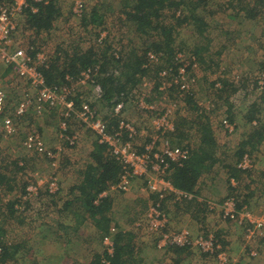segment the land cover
Returning a JSON list of instances; mask_svg holds the SVG:
<instances>
[{
	"label": "rangeland",
	"instance_id": "obj_1",
	"mask_svg": "<svg viewBox=\"0 0 264 264\" xmlns=\"http://www.w3.org/2000/svg\"><path fill=\"white\" fill-rule=\"evenodd\" d=\"M57 1H59L64 16L54 23V28L47 34L46 40L48 42L44 49L50 55L53 54V48L57 47L60 51H67L68 49L73 51L78 45V38L71 39L69 35L76 37L81 34L84 35V39L80 40L82 47L95 46V34L93 30L99 32L103 27L92 29L93 27L89 26L84 28L82 27L81 18L79 20L73 18L74 2L77 0ZM81 1L85 4V9L83 8L84 10L81 14L89 16L88 13L96 8L99 15L105 17L107 23H105L106 26L104 27L108 31L107 40L113 48H118L120 44H127L131 38V30L124 26L123 19H125V16L122 14V7L130 0ZM208 1L209 4L205 7L204 13L198 10L202 16L204 15L209 19L208 32L204 33L203 36L198 35L193 25L186 24L177 28L173 35L175 45H181L185 51L194 50L198 46H205L208 40L211 39L210 41L213 42L211 49L213 53L209 52V55H211L215 62L214 64L218 65L212 67V69L198 67L195 71L188 73L189 80H191L190 87L185 92L181 91V95L177 93L178 98H175V92L171 93L169 97L164 95V91H160V89L155 91L154 88L150 92L149 86L144 88L141 85V88L136 91V96L134 95L137 98L136 103L131 102L132 98L124 102L121 116L136 131V136L133 139L136 145H133L132 142L135 151V149L142 146L146 137L154 135L158 124L157 120L163 119L160 117H165L164 115H166V119L164 120L168 125L172 126L174 131L182 121H185V123L194 121L198 115L205 113L204 117L214 133L217 148H219L215 153L218 161L210 169V174L205 175L206 178L204 176L201 177V179L205 178L206 185H211L207 188L212 192V197L206 196L205 199L212 203L225 198L229 192L225 184L228 178L226 172L230 171L229 166L237 159L238 149L236 147L246 139L244 135L250 127V124L246 123L248 115L259 113L261 122H264V93L259 92L251 83L261 66L264 65V8L261 9L262 6L259 8L261 13H259L258 19L256 18L257 20H246L242 12L238 10L239 5L237 3L242 1L240 5L242 6L244 3H249L250 0H234L231 6H229V0ZM227 3V8L220 9L222 5H226ZM208 11H215V13L210 15L207 13ZM81 28L84 29V33ZM63 32L68 33V39L62 38ZM23 41L24 35L15 37L14 44L10 46V50L24 46ZM219 51L220 53L223 52L219 53L220 56L218 57L219 54L217 55V53ZM60 61L62 63V60ZM5 73V69L0 73V87L7 90V103H10L13 108L19 103L22 91L30 89H28L27 82L25 83L23 80L19 81L18 78L9 79L8 75H2ZM153 77H147L145 82L153 85L155 82ZM220 80L228 81L229 84H233L236 88L239 87L237 93L232 95L226 102H224L225 97L220 100L215 97L214 88L220 87L218 84ZM245 82L246 87L241 89L240 85ZM76 93L82 94L80 96L82 100L80 99V101L85 102L91 99L92 93L90 88L78 87L76 88ZM159 93L161 95H158ZM184 93L193 95L194 105L193 103L191 105L196 107L195 110H192L191 106L183 100ZM98 101L97 99H93L91 103H97L98 117L103 118L107 115L109 108L106 107L104 102ZM230 106V112L235 120V124L231 123L230 125L232 131L225 129L222 125V121L227 117L225 111ZM60 116L62 117L61 110L59 109L46 110L40 117L30 110L24 117L15 121L16 128L18 129L17 133L4 136L0 132V175L5 177L4 184H0V242L11 246L15 244L24 245L26 241H29V244L25 246L26 249H20L18 253L14 251L16 254L14 259L19 260L15 263L8 262L7 264H39L36 261L38 257L33 259V255L38 254L36 249L39 247L47 253L44 256L43 264H75L72 263L74 258L66 257V249L64 248L67 245L75 244L76 239H80L78 243L80 242L82 246H87V250H90L87 255L95 251V249H101L97 242L98 232L92 227L93 223L91 220H86V230L73 232L71 227H74L77 222L73 223L74 218L72 219L68 213H62L63 201L65 202L70 194L69 190L72 186L70 183L73 182L74 184L75 180L71 169L74 167L76 170L77 168L74 165H79L81 162L87 163L85 162L87 155L92 150L91 145L95 142L96 138L92 131L83 127L78 121L76 122V119L69 120L68 124L70 125L71 123L72 127L70 133H73L76 140H74V145L70 148L65 147L64 142H61L59 134L60 126L63 122V120H60ZM30 131H40L46 150L52 151L55 155L54 158L56 157L58 160L68 159L69 165L63 166V162H58V164L51 162L49 164L46 158L27 151L22 144L27 137L26 135H28L27 133ZM196 131L195 125L190 123L189 129L184 135V143L188 142L194 148L199 143V134ZM169 136L170 138L172 137L171 135ZM161 143H164V140ZM249 154L251 155L250 158L254 167L251 172L244 174L243 179L241 178V182H239L234 194L239 198L240 203H242V200H246L248 212H250L254 219L262 221V224H264V142ZM227 155H230V158ZM57 179L62 188L60 201L57 199L51 200L48 197H40L37 194L39 190L43 193L42 189L45 190L47 185L50 187V184L56 183ZM29 185L35 186L37 191L31 196H26V200L24 201L22 197L25 195L20 199L22 195L20 193L26 194V188ZM142 185L144 186V179L138 180L131 187L138 192ZM10 188H14V190L10 191ZM112 193H117V191H111L110 194ZM203 193H206L204 189ZM110 194H108L109 197ZM13 201H18L19 204L13 207L11 215L6 204ZM23 203L24 205L28 203L26 206H28L29 211L26 212L24 210ZM206 209L208 210V206ZM143 211L144 208L139 213L137 212L138 215L132 216L134 218L130 217L127 222H122L120 218H113L111 222L114 225L121 224L131 227ZM39 214L40 216H38ZM189 220L196 222V224L193 223L196 226L195 231L193 230L194 233L192 232L194 235L189 232L192 239L212 236L214 231H220L222 239L229 244L225 248L226 255L230 261L229 264H238V260L242 262L252 260L247 252L248 248H246L242 241L243 239L239 236L240 234L237 233L239 232L237 227L235 228L230 223H223L219 220L218 212L206 213L204 219L202 218L200 222L194 216ZM40 225L44 226L39 229ZM56 227L57 230H55ZM182 230L186 229H179L178 232ZM225 235L229 237V240ZM54 243L61 248L46 247L50 244L54 246ZM231 243L233 244L231 245ZM247 245L251 247L249 252L254 251L257 254L255 264H264V247L261 246L257 239ZM260 246L262 249L257 248ZM235 247L240 253L237 252L238 257L233 256L234 252L232 248ZM155 248H157L156 244ZM26 251H28V254H26ZM30 251L33 254L32 258L29 254ZM156 254L157 257L154 256L157 258L158 264H171L173 256L171 253L160 251L156 252ZM189 256L183 264H197L202 257L207 264H219L216 257L203 256L198 250L191 252ZM245 262L242 264H247Z\"/></svg>",
	"mask_w": 264,
	"mask_h": 264
},
{
	"label": "trees",
	"instance_id": "obj_2",
	"mask_svg": "<svg viewBox=\"0 0 264 264\" xmlns=\"http://www.w3.org/2000/svg\"><path fill=\"white\" fill-rule=\"evenodd\" d=\"M229 2V6H231L234 0H229ZM208 4V0H130L125 4V8L122 7V14L125 16V19H123L125 23L124 26L131 30V38L128 40L127 44L122 45L119 43L120 45L118 48H113V46L108 43V31L107 28L104 27L107 22L104 16L99 15L98 9H92L90 13H88L89 16L81 14L78 17L72 14L73 18L77 20H79V18L82 19V27L84 28L89 26L93 27L92 29L103 28L99 32L93 30L95 34V46L93 47H82V42L80 43V40L82 41L84 39V35L81 34L76 37L69 35L71 39L78 38V45L73 51L69 49L67 51H60L58 47L53 48V54L49 59V64L47 63L48 65L46 68L41 71L44 75L43 77L45 78L46 84L50 88L56 90L65 86L68 89L67 96L74 102L73 104L75 108L79 111V105L82 102L80 101V99L82 100L80 96L82 94L76 93V88L79 87L77 86V83L83 73H89L91 84H87L85 87L86 89L90 88L91 90L97 86L100 88L102 97L98 102H104L106 107L109 108L107 115L100 118L104 122L106 130L110 134H115L118 132L119 122L123 120V118L122 116L114 115L112 108L119 102L123 103L131 98V102L135 104L137 98L134 97V95L136 96L137 89L141 88V85L147 77L154 76L155 91H158L160 87L162 88V82L163 80H166L171 83V86L169 88L160 89L164 91V95L170 97L173 92H175V98H178V94L181 95L179 81L177 80V83H174L178 69V66L176 65V57L178 55L189 57L200 68L205 67L207 69H212V67L218 65L214 64L215 62L211 55H209V52L213 53L211 50L213 43L210 41L211 39L208 40L205 46H198L194 48V50L185 51L181 45H175L173 35L177 28L186 24L193 25V28L198 35L203 36L204 33L208 32L209 19L198 12V10H200L204 13L205 7ZM237 4L239 5L238 10L242 12L246 20H257L259 13H261L259 8L261 6V9L264 8V0H250L249 3H244L242 6H240L242 1ZM227 5L228 3L222 5L220 9L227 8ZM35 6L37 8V13L32 14L29 11H26L21 25L22 29L24 26L25 29L31 33L29 37L24 36V41L29 43L27 56L32 60V63H34L33 61H35L38 52L44 53L46 51L44 48L48 42V40H46L47 34L52 28H54V23L64 16L59 1L57 0H41V2L35 3ZM207 13L213 15L215 11H208ZM102 31L107 34L104 39L98 40ZM82 32H85L84 29H82ZM69 37L67 32L62 33L63 39H68ZM219 53L220 51L217 55ZM149 55H154L156 60H150ZM60 60H62V63ZM4 68L11 71L12 67L2 66L0 67V71L2 72ZM163 72H165L166 75L164 79L161 77V73ZM189 73L191 72L189 71ZM258 73H264V65L261 66L254 77V80L251 82L252 86L256 89L260 88V85H257ZM218 84L220 87L214 88L216 94L215 97L218 100L225 97L224 102L237 93V90L239 89V87L236 88L233 84H229L228 81L220 80ZM240 86L241 89H244L246 87V82ZM263 90L264 89L259 92L264 93ZM91 93V99L86 101V104H88L95 116H99L97 103H91L93 99L96 100L93 92ZM158 95L161 94L159 93ZM183 96V100L191 106L192 110H195L196 107L191 105V103H193V95L184 93ZM230 110L231 106L225 111L227 115L225 120L231 125V123L235 124V120L233 119L234 116L231 114ZM204 116L205 113L198 115L194 121L188 123L182 121L173 132L166 133L167 135L163 138V140H167L166 142L168 145L170 143L169 146L180 147L188 152L186 160L180 165L174 162H168L167 180H169L175 189L192 195V198L187 201H195L197 203H200V201L196 199L197 194H199V188H197L198 182L202 176L210 174V169L218 161L215 153L216 150L219 149L217 148L214 133ZM75 119L76 117L72 116L70 120L72 121ZM60 120H63V117L60 116ZM77 121L80 123L79 119H76V122ZM190 123L195 125L197 129L196 132L199 134V143L195 148L189 145L190 143L188 142L184 143V135L189 129ZM246 123L250 124L248 131H246V134L244 135L246 136V139L236 147V149H238L237 159L233 163L234 165L231 164V166H229L230 171L226 172L228 178L225 184L227 185L229 192L225 198L216 202L218 205H221L222 202L228 198H233L238 210L244 206L247 207L246 200H242V203L239 202V198L234 194L236 192V187H232L229 180L238 183L241 182V178L243 179L244 174L249 173V171L243 172L242 170L237 169V164L244 155L251 156L249 153L255 151L257 147L264 142V122H261L259 113L249 114ZM80 124L84 127L82 123ZM71 130L72 127L67 132H64V135L69 138L72 137L73 133H70ZM31 132L32 131L27 134ZM34 132H37L40 137H42L40 131ZM169 135L172 137L170 138ZM126 139L127 135L123 134L122 140ZM67 141V139L61 140V142H64L65 147L70 148ZM126 141H128V139ZM150 141V137H146L142 146L135 149V151L139 153L143 152L144 147L148 145ZM24 142L25 141H23V143ZM132 142L133 145H136L134 144V140ZM91 147L92 150L87 155V160L85 161L87 163L81 162V165H74L77 168L76 170L74 167L71 169V173L74 175L73 178H75V180L69 190V197L71 198L68 197L65 202L63 201L62 213H68L72 219L74 218L77 222V224L71 228L73 232H76L79 227L80 229L86 227V220H91L93 223L92 227L98 232V240H102L105 236H110L107 234H109L111 223L110 234H112L111 238L113 240V253L107 255L106 252L103 251L100 255L95 254L90 264H152L144 263L143 258L136 250L133 231L116 232L119 225L112 224L111 219L108 217L111 209V202L108 198L99 197L102 192L108 190L111 184H115L118 181L121 174L120 163L107 153V147L99 144L97 138ZM32 153L39 157L46 158L49 164H51V162L54 164L63 162V166L69 165V160L66 158L61 161L56 159V157L50 159L46 157L44 153ZM227 157L230 158V155H227ZM4 180L5 177L0 175V184L3 185ZM49 189V185H47L45 190L42 189L43 193L39 190V196L60 201V195H62L61 185H59L58 190L55 193H49ZM13 190L14 188H10V191ZM148 200V206L150 203L156 204L158 202L157 196L152 194H150ZM139 203L140 201L137 204ZM27 204L28 203L25 204V209L28 207L26 206ZM15 205H18V201L6 204L10 214L13 213L12 211ZM160 205L165 212L168 211V209L165 210L161 201ZM175 205L179 206L180 203H176ZM136 207L140 211L143 208L140 204ZM206 208L207 205H205V208L201 206L196 209V214H198L197 219H199V217L204 219L205 214L209 213ZM138 210L133 206V208H131L132 216L138 215ZM38 216H40V214ZM194 216L196 217V215ZM219 220L221 219L219 218ZM221 221L223 223H230V225L236 228V223L235 225L229 220ZM237 229L239 232H242V234L245 231L244 226L241 225L240 227L237 225ZM212 239L214 244L219 245L222 250H225V248H227L226 246L229 245L222 239L220 231H214L212 233ZM257 241L264 247V233L257 238ZM25 244L7 246V244L0 242V264H7L8 262L15 263L19 260L14 259L16 256L15 252L18 253L20 249H26ZM245 246L248 248L247 252L250 255L249 251L251 247L248 245ZM155 249L156 252H160L157 248ZM193 251H196V249L175 248L170 251L166 250L165 252L173 255L171 264H183V262L187 261L186 258L190 257L189 255H191V252ZM26 254H28V251H26ZM204 255L207 257H215V254H203V256ZM156 257L153 255V259L155 260V263L153 264H158ZM250 257L252 259L256 258L251 255ZM38 263L40 264L41 262ZM43 263L44 261L41 264Z\"/></svg>",
	"mask_w": 264,
	"mask_h": 264
},
{
	"label": "built area",
	"instance_id": "obj_3",
	"mask_svg": "<svg viewBox=\"0 0 264 264\" xmlns=\"http://www.w3.org/2000/svg\"><path fill=\"white\" fill-rule=\"evenodd\" d=\"M41 0H0V67L11 66V72L20 80L27 82L30 85L32 93L23 91L22 97L16 107L12 108L10 103H7L6 92L0 87V132L4 136L14 135L17 132L15 120L24 117L30 110H34L37 114L43 112L45 108H59L63 117V122L60 126V139H67L68 145L71 147L74 145L75 136L67 137L64 132L70 130L68 120L70 117L75 116L79 119L80 123L90 131H92L95 137L98 139L99 144L107 147V153L110 154L121 165V174L118 181L115 184H111L107 191L102 192L99 197L105 198L111 191L130 193L132 191L131 185L138 180L144 179V186L139 188V191L149 198L150 194L156 195L158 202L156 204H149L146 213L137 222L133 224V229L136 233L147 234L149 236L156 237V247L159 251L165 252L175 248H189L190 250H198L203 254H215L219 264H229L228 256L225 250H222L219 245H215L212 236L198 237L192 239L190 233L187 230L171 231L168 229L169 218L166 212L162 209L160 201L173 204L180 203L183 200H189L192 195L186 192H181L175 189L169 180L168 175V162H174L180 165L186 160L188 152L180 147L169 146L164 140L166 133L173 132L172 126L168 125L164 120L165 117H160L156 126L154 135L150 137L151 141L144 147L143 152L134 151L132 140L136 136V131L132 125L121 120L118 126V132L110 134L106 130L104 122L95 116L91 111L88 104H82L80 110L77 111L73 101L69 99L68 89L64 88L60 91H53L44 87V80L41 73L38 71V66L41 62H46L51 56L45 51L44 53L38 52L34 63L27 56L28 44L23 41L24 46H19L10 50V46L14 44V38L24 35L27 37L30 34H25L22 29V21L26 11L34 14L37 13L35 3H39ZM84 5L81 0L74 2L73 14L80 16L84 10ZM105 32L100 33L98 40L104 39ZM48 55V56H47ZM150 60H156L154 55H149ZM176 65L178 66L177 75L174 83L179 81L180 91H187L190 87L191 80H189L188 73L193 72L198 68L197 64L189 57L178 55L176 57ZM165 72L161 73V77L165 78ZM90 79L89 73H83L79 84H86ZM258 84L260 88L264 89V73H258ZM151 83L143 82L142 86L149 91L154 89ZM171 83L163 80L162 88H169ZM161 87L159 89H162ZM162 91V90H160ZM100 88L97 86L94 88V93L100 95ZM143 106V104H141ZM33 108V109H32ZM143 108V107H142ZM124 109V102H119L113 109L114 115L121 116ZM9 114V115H7ZM222 125L225 129L232 131V127L227 120L222 121ZM123 134L127 135L126 140L123 139ZM66 136V137H65ZM23 143L24 148L29 152L44 153L46 157L53 159L54 153L49 152L43 145L42 139L37 132L32 131L27 135ZM254 165L250 156L244 155L240 162L237 164V169L243 172H251ZM232 187H238V182L230 180ZM57 183V181H56ZM55 182L50 184L49 193H55L58 190V185ZM37 188L33 185H29L26 188V194H22L20 199L26 200V196L35 194ZM38 194V191H37ZM19 204V203H18ZM25 207L24 203L22 204ZM18 206V207H22ZM209 213L218 212V216L221 220H229L237 225L244 226L243 242L245 245L251 243L264 233V224L262 221L254 219L247 207L244 206L240 210L237 209L236 203L233 198H228L223 201L221 205L216 202L209 203ZM25 210V208H24ZM26 211V210H25ZM27 212V211H26ZM235 224V225H236ZM250 225V226H249ZM249 226V227H248ZM248 227V228H247ZM247 228V229H246ZM243 231V230H242ZM104 251L107 255H111L114 251L113 240L111 236H105L102 240ZM252 257H256V252H250Z\"/></svg>",
	"mask_w": 264,
	"mask_h": 264
},
{
	"label": "crops",
	"instance_id": "obj_4",
	"mask_svg": "<svg viewBox=\"0 0 264 264\" xmlns=\"http://www.w3.org/2000/svg\"><path fill=\"white\" fill-rule=\"evenodd\" d=\"M215 136H216V133H215ZM205 178L204 179H200L199 182H198V185H197L198 186L197 188H199V194H197L196 199L198 201H200V203L199 202L197 203L195 201H187V200L185 201V200H183L182 202H180L179 206L178 205H176V206L174 205L175 207L173 205H170L168 207L167 202L163 203V206H164L165 210L168 209V211H166V214H167V216H169V222H170V224L168 226L169 230H177L178 231L179 229H186L188 232H190L192 235H194L193 234L194 233L193 230L195 231V227L196 226L193 223L196 224V222L194 220H189V219L192 218L194 215H196V217L194 216V218L198 222H200V220H202V219L200 217H199V219H197V215L198 214H196V212H197L196 209L200 208L201 206H203L205 208V205H208L210 203L208 200L205 199V197L206 196L207 197H212L211 196L212 192L209 191L208 188H207V187H209L211 185H206L207 182H206ZM56 181H57V185L59 187V185H60L58 183L59 180L57 179ZM68 183H70V182H68ZM70 184L73 185V182H71ZM70 184H69V186H70ZM203 189L206 191V193H203ZM105 198L106 199L108 198L110 200V202H111V209H110V212L108 214V217L111 220L113 218H117V219L120 218V220L122 222H127L128 221V219L132 216L131 208H133V206H135V208L138 210V208L136 206L139 205L140 203H141L140 205H142L143 208L145 209V211H143L141 213L142 214L141 218H142V216L146 212V208H148L147 206H148V203H149V200H148L149 198H147L144 195V193L142 194L141 191L137 192L135 190H132L130 193L129 192L128 193H123V192L112 193V194H110V197H109V195H107ZM215 198H217V197H215ZM141 200H143V201H141ZM211 200L215 201L214 199H211ZM139 201H140V203L137 204ZM24 208H26V207H24ZM25 210L29 211L28 208L25 209ZM138 211H140V210H138ZM39 220H40V218H39ZM73 223H75V220H74ZM42 226H44V225H40L39 229ZM45 227L47 228V226H45ZM236 227H237V225H236ZM71 228H73V227H71ZM84 229H85V227H82L81 229L79 227L77 231L84 230ZM110 229H111V223H110ZM110 229H109V234H107V235L111 236L112 234H110ZM55 230H57V227L55 228ZM130 230L134 232L133 233V235H134V245H135L136 250L138 251L139 255L143 258L144 263L145 262L146 263H152V264L155 263V260L153 259V255L157 256L156 251H155L156 237L149 236L147 234H136L134 229H131V227H129L127 225H121V224H119L118 228L116 229V232L117 231L127 232V231H130ZM238 234H240L239 236H241V238L243 239L242 232L241 233L238 232ZM77 237H78V234H77ZM226 238L229 240V237H226ZM78 241H80V239H76L75 240V244L67 245L64 248V249H66V257L74 258V260H72V263H75V264H87L88 263V264H90L92 262V260H93L92 259L93 256L95 254H99V255L102 254V250H104V248L102 247V240H98L97 242L99 243V246H100L101 249L100 250L95 249V251H93L89 255H87L90 252V250L88 251L87 250V246H85V245L82 246V244L80 242L78 243ZM28 244H29V241H26L25 245H28ZM83 244H85V243L83 242ZM232 244L233 243H231V245ZM46 247H50V248L51 247H59V245L54 243V246H51V244H50V245H47ZM260 247H257V248H260ZM32 248H33V246H32ZM59 248H61V247H59ZM260 249H262V247ZM36 250H37V253H38L37 255H33L32 251H30L29 254H30L31 258H32V255H33V259H35V257H38L39 259L37 258L36 261L42 263L43 260H44V256H46L47 253H46L45 250L43 251L40 247L38 249H36ZM232 250L234 252V255H233V252H232V255L235 256V257H238V253H239L238 249L235 247V248H232ZM33 251L35 252V250H33ZM58 259H59V257H58ZM201 259H203V257ZM201 259H200L199 262H197V264L206 263V262H204V259L203 260H201ZM237 262H238V264H242L245 261L242 262V261L238 260ZM245 263H247V264L248 263L255 264V259L247 260V262H245Z\"/></svg>",
	"mask_w": 264,
	"mask_h": 264
},
{
	"label": "clouds",
	"instance_id": "obj_5",
	"mask_svg": "<svg viewBox=\"0 0 264 264\" xmlns=\"http://www.w3.org/2000/svg\"><path fill=\"white\" fill-rule=\"evenodd\" d=\"M82 3H83V1H82ZM83 5H84V9H85V4L83 3ZM23 29H24V33L25 34H30L31 35V33L28 31V30H26L25 29V27L23 26ZM27 37H29V36H27ZM52 52H53V50H52ZM51 56V55H50ZM50 59V58H49ZM49 59L46 61V62H41V64H39V66L37 67L38 68V71L41 73V75H42V77L44 76L43 74H42V70L44 69V68H46V66L49 64ZM48 63V64H47ZM5 69V74H2V75H8V78L9 79H17V77L11 72V71H9L7 68H4ZM0 73H1V71H0ZM16 77V78H15ZM81 79V78H80ZM43 80H44V87L46 88V89H51V90H53V91H55L56 89H53V88H50L47 84H46V81H45V78L43 77ZM145 82V81H144ZM87 84H91V79H89L88 80V82L86 83V84H79V81H78V83H77V86H79V87H85V85H87ZM27 86L29 87L28 89H30V85L29 84H27ZM64 88H66L65 86H62L61 88H59V89H57L56 91L58 92V91H60L61 89H64ZM95 88V87H94ZM94 88L91 90V92H93V94L95 95V98L97 99V100H100L101 99V97H102V92H100V95H98V94H96V93H94ZM4 89V91L6 92V94H7V90L5 89V88H3ZM23 91H25V92H27V93H32L33 94V91L30 89V90H23ZM23 91H22V93H23ZM70 99V98H69ZM71 100V99H70ZM74 103V102H73ZM86 103V101L85 102H81V104L79 105L80 107H81V105L82 104H85ZM116 106V105H115ZM114 106V107H115ZM114 107L112 108V112H113V109H114ZM57 109H59V108H52V109H49V108H45L44 110H43V112L42 113H40V114H37L34 110H31L36 116H38V117H40V116H42V114L46 111V110H57ZM77 110V109H76ZM78 111V110H77ZM62 112V111H61ZM114 113V112H113ZM96 117L97 118H99L97 115H96ZM72 117H70V119H71ZM69 119V120H70ZM77 119V118H76ZM100 119V118H99ZM17 120V119H16ZM15 120V121H16ZM68 120V121H69ZM101 121H102V119H100ZM103 122V121H102ZM126 122V121H125ZM3 135V134H2ZM93 135H94V133H93ZM95 136V135H94ZM25 140V139H24ZM133 190V189H132ZM169 200H170V198H168L167 199V204H168V207L170 206V205H175V204H173L172 202H169ZM148 209V208H147ZM146 209V210H147ZM146 213V212H145ZM141 218V216L140 217H138V219L135 221V222H137L139 219ZM168 218H169V216H168ZM134 222V223H135ZM133 223V224H134ZM170 223V222H169ZM133 227V225L131 226V229H133L132 228ZM103 240V239H102ZM156 242H157V239H156ZM156 244V243H155ZM177 249V248H176ZM172 250V249H171Z\"/></svg>",
	"mask_w": 264,
	"mask_h": 264
}]
</instances>
